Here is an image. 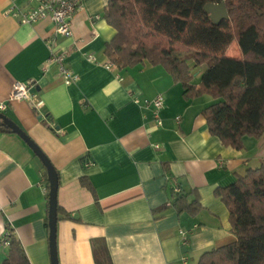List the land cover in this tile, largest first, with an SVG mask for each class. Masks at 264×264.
I'll use <instances>...</instances> for the list:
<instances>
[{
  "label": "crops",
  "instance_id": "crops-1",
  "mask_svg": "<svg viewBox=\"0 0 264 264\" xmlns=\"http://www.w3.org/2000/svg\"><path fill=\"white\" fill-rule=\"evenodd\" d=\"M107 1L80 0L72 34L63 37L48 17L22 23L9 11L26 10L33 5L27 0H0V102L6 103L0 113L55 169L56 203L67 215L55 225L58 264H195L209 249L234 241L228 209L215 192L264 161V134L243 136L240 149L224 145L207 130L208 94L184 98L180 83L147 61L104 69L106 41L115 32L103 16ZM53 37L64 65L78 75L69 85L47 63L46 40ZM226 50L240 56L235 42ZM203 68L193 72L194 82ZM16 81L28 83L41 104L8 99ZM157 95L160 125L143 103ZM43 173L25 140L0 130V240L9 227L30 264L50 259ZM171 186L188 202L197 199V213L166 204ZM7 249L0 242V263Z\"/></svg>",
  "mask_w": 264,
  "mask_h": 264
},
{
  "label": "trees",
  "instance_id": "trees-1",
  "mask_svg": "<svg viewBox=\"0 0 264 264\" xmlns=\"http://www.w3.org/2000/svg\"><path fill=\"white\" fill-rule=\"evenodd\" d=\"M222 1L228 17L214 23L203 6ZM106 4L103 16L115 32L104 52L118 68L146 61L161 65L180 83L184 98L208 94L212 101L202 109L207 130L224 145L240 149L243 136L264 134V0H108ZM232 42L240 50L238 58L227 55ZM200 66L204 68L194 82L193 72ZM43 175L47 187L45 169ZM215 195L228 209L235 239L204 252L196 264H264V161ZM170 197L166 204L178 213L193 215L199 210L197 199L188 202L180 189L175 192L171 186ZM61 213L57 203V219ZM3 231L8 249L0 264H30L14 232L9 227Z\"/></svg>",
  "mask_w": 264,
  "mask_h": 264
},
{
  "label": "built area",
  "instance_id": "built-area-1",
  "mask_svg": "<svg viewBox=\"0 0 264 264\" xmlns=\"http://www.w3.org/2000/svg\"><path fill=\"white\" fill-rule=\"evenodd\" d=\"M29 3H32V6L26 8V10H22L19 8H11V11L17 19L22 23L33 22L41 17H48L54 25L55 34L61 35L63 37L71 36L72 32L70 31V21L71 16L74 12H76L80 8V0H27ZM46 45L48 46V57L47 63H51L56 65L57 71L62 82L66 85L69 83H73L78 80V75L69 70L64 65V56L65 52L62 51L57 43L56 39L48 38L46 40ZM86 57L91 62H97L96 57L92 54H87ZM101 66L104 69H115L116 64L107 59L106 61L101 62ZM28 83H23L16 81L12 84V89L8 95V99L17 100L23 99L31 101L35 106H39L41 104L40 101H35L32 97V94L28 92ZM137 100V99H135ZM144 105L152 106V116L157 125L161 124V119L158 116V111L162 107V96L157 95L152 99L144 100ZM6 107V103L0 102V111H3ZM158 146V145H154ZM175 192L178 191V188H174ZM187 232H180L181 240L183 244L187 243ZM0 242L4 245H8L7 242L1 238ZM182 262L185 263V258L182 257Z\"/></svg>",
  "mask_w": 264,
  "mask_h": 264
},
{
  "label": "water",
  "instance_id": "water-1",
  "mask_svg": "<svg viewBox=\"0 0 264 264\" xmlns=\"http://www.w3.org/2000/svg\"><path fill=\"white\" fill-rule=\"evenodd\" d=\"M204 12H207L209 15V18L214 23H218L219 21L226 19L228 17V13L225 8L224 2H209L206 3L203 6ZM1 124H0V130L2 131H11L16 133L18 136H20L22 139L26 141V143L29 145V147L36 153L38 158L41 161V164H43L46 177H47V229H48V255L50 256L49 264H58L57 263V255H56V242H55V236H56V229L55 225L57 222V216H56V195H57V176L55 169L53 165L50 163L49 159L45 154L37 147V145L31 141L30 138L26 136V134L22 131V129L19 126H16L7 116L1 115ZM3 126H6L5 129L2 128Z\"/></svg>",
  "mask_w": 264,
  "mask_h": 264
},
{
  "label": "rangeland",
  "instance_id": "rangeland-1",
  "mask_svg": "<svg viewBox=\"0 0 264 264\" xmlns=\"http://www.w3.org/2000/svg\"><path fill=\"white\" fill-rule=\"evenodd\" d=\"M261 14H262V11L259 12V15H261ZM196 263H197V262H196ZM196 263H195V264H196ZM190 264H192V263H190Z\"/></svg>",
  "mask_w": 264,
  "mask_h": 264
}]
</instances>
